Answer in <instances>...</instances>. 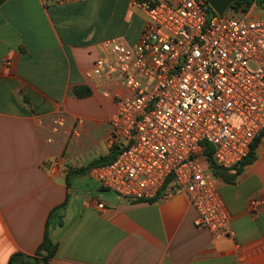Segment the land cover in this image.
<instances>
[{"label": "crops", "instance_id": "0c3cea01", "mask_svg": "<svg viewBox=\"0 0 264 264\" xmlns=\"http://www.w3.org/2000/svg\"><path fill=\"white\" fill-rule=\"evenodd\" d=\"M130 2L0 0V264L17 252L33 257L50 212L66 201L51 230L58 248L48 264H264V203L257 218L250 211L252 199L264 200V137L254 163L218 179L232 236L196 228L195 209L175 187L131 202L89 173L67 185L70 168L111 154L116 106L86 74L102 42L141 37L147 15ZM80 86L91 95L76 97ZM60 111L82 122L80 137L53 133L48 118Z\"/></svg>", "mask_w": 264, "mask_h": 264}, {"label": "built area", "instance_id": "2783aa9c", "mask_svg": "<svg viewBox=\"0 0 264 264\" xmlns=\"http://www.w3.org/2000/svg\"><path fill=\"white\" fill-rule=\"evenodd\" d=\"M240 18L217 15L209 0H131L147 15L135 44L107 39L86 80L114 101L110 147L119 154L89 174L103 189L131 201L159 198L165 184L183 191L196 211L194 225L232 236L231 214L208 168H237L264 130V1ZM262 13L255 15L256 9ZM64 140L80 137L81 121L49 116ZM59 163L51 164L56 173ZM263 199H252L257 218ZM104 208L103 204H98Z\"/></svg>", "mask_w": 264, "mask_h": 264}, {"label": "trees", "instance_id": "16d2710c", "mask_svg": "<svg viewBox=\"0 0 264 264\" xmlns=\"http://www.w3.org/2000/svg\"><path fill=\"white\" fill-rule=\"evenodd\" d=\"M253 1L254 0H235L231 6V9H233L234 11L246 12L247 9L252 5ZM262 1L264 0H261L260 3H262ZM74 94L78 98H85L91 95V89L87 86L75 87ZM263 137H264V130L261 131L254 139L251 145V151L249 156L240 164L241 166L240 171L243 167L254 163V161L256 160V148L258 146V143L261 141V139H263ZM203 145L205 147L204 155L206 157L208 168L216 178L218 179L222 178L225 180V178L219 171L220 168H218L215 165V161L213 158L214 147L212 145L207 144L206 142H204ZM118 154H119L118 146H113L111 147V154L109 156L100 157L96 160H93L92 162L81 168H70L67 175V179H68L67 185L69 186V178L79 175H86L95 167L108 165L115 160ZM172 180L173 177H170L167 180L164 187H166L169 183H172ZM66 206H67V201L64 204L54 208L50 212L48 216V220L46 222L44 239L40 244V246L38 247V250L36 251L35 255L33 257H29L24 255L23 253L17 252L12 254L8 264H48L49 261L55 256L58 248L57 244L54 243L53 240L51 239V230L56 225L54 223L55 220L57 218H60V213L66 209ZM58 225H61V222H58Z\"/></svg>", "mask_w": 264, "mask_h": 264}, {"label": "water", "instance_id": "95a60500", "mask_svg": "<svg viewBox=\"0 0 264 264\" xmlns=\"http://www.w3.org/2000/svg\"><path fill=\"white\" fill-rule=\"evenodd\" d=\"M234 1L235 0H209V3L213 11L217 15L222 16L231 8Z\"/></svg>", "mask_w": 264, "mask_h": 264}, {"label": "rangeland", "instance_id": "374dc122", "mask_svg": "<svg viewBox=\"0 0 264 264\" xmlns=\"http://www.w3.org/2000/svg\"><path fill=\"white\" fill-rule=\"evenodd\" d=\"M241 11H234L233 9H231V8H229L227 11H226V13L224 14L226 17H234V18H240L241 17ZM262 13V10H260V9H256V11L254 12V14L255 15H259V14H261ZM220 172H221V174L223 175V177L224 176H226V174L228 173V171H226V170H219ZM217 181H218V178H215ZM220 180L221 181H224V179H222V178H220ZM167 188H170V189H172V188H174L173 187V184L172 183H169L166 187H165V189H167Z\"/></svg>", "mask_w": 264, "mask_h": 264}]
</instances>
